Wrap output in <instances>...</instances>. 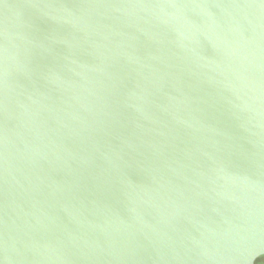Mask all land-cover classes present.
I'll return each instance as SVG.
<instances>
[{
	"label": "water",
	"instance_id": "1",
	"mask_svg": "<svg viewBox=\"0 0 264 264\" xmlns=\"http://www.w3.org/2000/svg\"><path fill=\"white\" fill-rule=\"evenodd\" d=\"M0 264H264V0H0Z\"/></svg>",
	"mask_w": 264,
	"mask_h": 264
}]
</instances>
